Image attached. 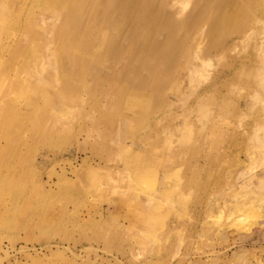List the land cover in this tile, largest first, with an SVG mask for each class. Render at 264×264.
Segmentation results:
<instances>
[{
  "label": "rangeland",
  "instance_id": "1",
  "mask_svg": "<svg viewBox=\"0 0 264 264\" xmlns=\"http://www.w3.org/2000/svg\"><path fill=\"white\" fill-rule=\"evenodd\" d=\"M32 1L16 4L20 24L0 26V264L264 258V215L247 233L228 217L241 194L264 211V182L260 196L249 185L264 177V0L226 7L225 29L190 27L163 98L129 84L125 58L114 77L98 75L111 54L82 76L70 62L62 71L53 53L34 68L45 52L39 39L11 57L20 26L39 14ZM196 6L182 0L176 9L185 16ZM46 22L35 32L60 21ZM63 83L75 85L73 99L61 97ZM211 199L214 225L204 223Z\"/></svg>",
  "mask_w": 264,
  "mask_h": 264
},
{
  "label": "bare ground",
  "instance_id": "2",
  "mask_svg": "<svg viewBox=\"0 0 264 264\" xmlns=\"http://www.w3.org/2000/svg\"><path fill=\"white\" fill-rule=\"evenodd\" d=\"M20 1L6 0L2 5L1 28L10 22L20 24V19L13 21L15 16L12 14ZM197 1L199 6H196L195 12L182 16V12L176 9L177 4L182 3V0H56L58 6L55 2L53 3V0H48L47 3H43V0H35L32 4L34 2L39 6V14L29 16L26 23L20 26L22 32L11 45L8 53L11 57L22 54L28 50V45L33 39L35 41L39 39L41 50L45 48V52L41 59L33 64L34 68L38 69V66L44 68L46 59L53 53L59 58L62 71H66L70 62L71 70L76 72L77 76L84 75L92 68L93 63L101 64L105 56L111 54L112 59L107 66V72L103 74V70H98V75L102 77H114L118 70L117 64L122 57L127 59L126 67L133 78V80L130 79L129 84L138 91L151 96L156 93L159 98L161 96L163 98L175 78L171 77V70L177 63L178 52H184L187 49L185 42L189 28L201 21H206L213 31L219 26L225 29L226 20L232 16L225 12V8L240 7L238 0ZM48 16H55L60 22L43 32H35L33 25L47 24ZM44 39L48 41L42 43ZM35 41L34 45H36ZM53 42H56V48L52 52L49 47ZM61 55L69 56V60L61 59L59 57ZM179 69L177 68L176 71L178 72ZM127 77L125 75V79ZM60 91L61 97L68 100L73 99L77 94L74 84L63 83ZM195 175L198 177V173ZM257 180V182L250 180L249 185H254L250 191L260 196L263 193L258 192L259 189L256 188L263 185L264 177L257 176ZM240 198L230 207L228 217H231L230 226L247 233L257 222L256 218L259 220V217L264 215V211L260 213L263 209L258 210L254 207L257 206L254 203L256 200L250 198L245 201ZM251 199L253 201H250ZM212 200L205 211L204 223L208 225L219 223L218 220H207L208 217L214 216ZM226 230L219 231L222 238L223 236L226 238ZM248 236L244 234L240 237L244 241ZM256 264H264V258L257 256Z\"/></svg>",
  "mask_w": 264,
  "mask_h": 264
}]
</instances>
